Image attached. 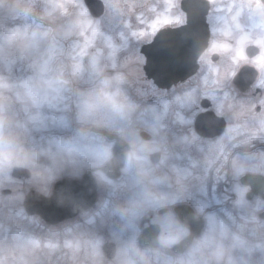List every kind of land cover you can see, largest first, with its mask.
<instances>
[{"label": "clouds", "instance_id": "9594fccd", "mask_svg": "<svg viewBox=\"0 0 264 264\" xmlns=\"http://www.w3.org/2000/svg\"><path fill=\"white\" fill-rule=\"evenodd\" d=\"M184 2L159 32L187 29ZM200 3L210 25L200 54L231 45L213 62L227 74L185 105L196 118L211 102L212 127L224 124L210 138L148 86L138 48L154 36L130 35L143 0H101L99 16L86 0H0V264H264V194L250 199L252 183L241 182L264 177V74L252 62L264 52V0ZM179 33L195 50L197 33ZM245 67L255 83L241 95ZM86 175L84 190L56 189ZM33 192L74 218L46 225L28 211Z\"/></svg>", "mask_w": 264, "mask_h": 264}, {"label": "flooded vegetation", "instance_id": "af4514ba", "mask_svg": "<svg viewBox=\"0 0 264 264\" xmlns=\"http://www.w3.org/2000/svg\"><path fill=\"white\" fill-rule=\"evenodd\" d=\"M100 5V11L97 16H99L103 11V6L101 4V0H97ZM144 3L148 5L147 8L144 9L143 12L139 13L134 23L137 25L131 29L130 35L132 32H147L151 33L150 25L155 23L157 20H163L165 18L168 19H178V17H174L173 6L175 4V0H143ZM171 4L172 7L170 9L167 8V5ZM185 12L188 13L189 16V25L187 29L177 30V32H159L158 29L163 27V24L157 25V30L152 33L155 41L152 44H144L138 48L139 55L144 57L145 63H148V60H151L157 64H164L165 61L161 60L160 55L163 54V49L161 44L168 43L172 44L173 48L181 54L185 47L191 49V42H188L185 45H182L179 41L180 33L179 31H190L197 33L199 37V42L196 49H200V52H195V50L191 51V54L196 57L195 60L191 61V63H195L197 65L196 72L192 75L188 76V78L184 81L178 83H170L165 84L163 86L158 85L153 78H149L144 70V75L146 80L150 82L148 85L150 88H155L158 91H162L164 93L169 94V109L173 118L177 122L184 121L186 119L191 118L193 120V130L199 132L202 136L205 137H213L214 135H219L223 129L224 122L221 120L218 126L212 127L213 121L211 117L213 113L211 112L210 106L211 102L207 99L203 100L200 105V109L197 111V117H190L189 110L185 107L188 99L193 95L198 87H203V82L208 78H215L219 76L221 79L227 74V70L222 68L220 65L213 66V62L218 53L221 51H211L212 47L207 50L204 55H201V50L204 48L206 42V36L209 35L210 25L206 20V9L200 3V0H185L182 5ZM151 35L144 37H135L132 36L133 44L141 40H149L151 39ZM216 44L223 45L227 44L228 49H230L231 45L227 43L226 40H216ZM148 48L150 57L143 53V48ZM244 53V51H243ZM264 55L262 52L258 57H256L252 62L255 61L261 56ZM205 57V59H203ZM163 58V57H162ZM241 60H248L249 57L244 53L243 58ZM256 64V63H255ZM152 71L155 73V70L152 68ZM255 70L250 67H245L241 69L238 74L234 84L238 89L241 95H245L251 91L252 85L255 83ZM261 90L256 89L253 92V96L258 94ZM206 113V114H205ZM251 176L246 175L242 178V183L245 182V178ZM257 178V181L253 186V191L250 194V199L258 194H264V177H254ZM223 185L219 186L216 189V195L219 196L223 193ZM213 195L211 185H209L208 189V198L211 199ZM177 212L182 216L189 215L193 209L188 205H180L177 207ZM74 216H70L69 219H73ZM68 220V219H66ZM64 220V221H66ZM44 221V220H43ZM64 221H61L57 224H48L44 221V223L48 226H56Z\"/></svg>", "mask_w": 264, "mask_h": 264}, {"label": "water", "instance_id": "95a60500", "mask_svg": "<svg viewBox=\"0 0 264 264\" xmlns=\"http://www.w3.org/2000/svg\"><path fill=\"white\" fill-rule=\"evenodd\" d=\"M86 4L94 15H98L101 5L97 0H86ZM173 51H175L178 59H187L189 61L186 68L176 64V57L172 55ZM143 52L150 57L148 48H144ZM162 52L163 54L160 55V58L165 61L164 64H157L151 60H148V63L145 67L148 77L153 78L160 86L173 82L178 83L179 81H184L188 78V76L192 75L197 68L195 63H191V61L195 60L196 57L191 54L189 48L185 47V50L181 54H179V52L174 48H172V50L164 48ZM195 52H200V49H195ZM152 68L155 70V73L152 71ZM18 175L20 177L24 176L23 173ZM256 181L257 178L252 176L245 178V182H251L252 185H254ZM90 182V177L86 175L83 182H69L67 180H63L56 185V189L71 184V187H73L75 191L79 192L84 190L85 184ZM89 199H93V197H89ZM27 205L30 214H39L49 224H56L62 220L70 218L71 215L73 216L70 210L66 208H59L54 202H49L42 198L37 199L34 192L29 196Z\"/></svg>", "mask_w": 264, "mask_h": 264}, {"label": "snow or ice", "instance_id": "6c2138e0", "mask_svg": "<svg viewBox=\"0 0 264 264\" xmlns=\"http://www.w3.org/2000/svg\"><path fill=\"white\" fill-rule=\"evenodd\" d=\"M172 7L171 4L167 5V8L170 9ZM172 22L171 19L165 18L163 20H157L155 23H152L150 25L151 27V33H147V32H132V35L135 37H144V36H148V35H152V33H154L157 30V25L158 24H166V23H170ZM228 50V45L227 44H223V45H219L216 44L215 42L213 43L212 49L211 51H227ZM237 56L239 58H243L244 53L243 50H240L237 53ZM205 59V57L203 58ZM255 63L257 64L258 67H260L262 74H264V55H261L256 61ZM260 85L264 86V77H262V79L260 80Z\"/></svg>", "mask_w": 264, "mask_h": 264}]
</instances>
